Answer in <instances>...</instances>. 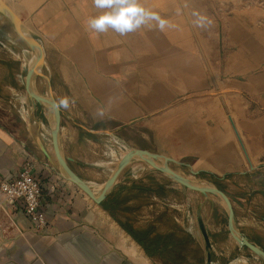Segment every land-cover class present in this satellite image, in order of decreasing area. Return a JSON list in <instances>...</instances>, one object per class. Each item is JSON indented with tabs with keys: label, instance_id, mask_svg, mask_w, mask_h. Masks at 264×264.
<instances>
[{
	"label": "crops",
	"instance_id": "0c3cea01",
	"mask_svg": "<svg viewBox=\"0 0 264 264\" xmlns=\"http://www.w3.org/2000/svg\"><path fill=\"white\" fill-rule=\"evenodd\" d=\"M32 34L44 46L45 66L50 63L55 70L46 74L62 109V154L96 192L104 188L120 160L101 159L95 149L98 138L105 135L114 143L119 140L129 149L140 148L125 136L138 122L170 107L185 93L202 92L210 86L201 60L162 32L151 33L139 42L135 38L125 47L129 51L139 46L147 50L134 59L129 58L130 68L135 66L136 69L130 72L123 71L126 65L115 57L122 55L123 50L117 43L106 44L104 33L69 23L55 25L47 35V45L37 33L32 31ZM234 57L232 75L249 76L250 90L264 97V58H254L255 54L247 47L239 48ZM23 59L0 56V177L11 181L17 178L27 160L35 162V176L44 190L41 210L45 225L39 226L20 204L12 206L17 233L9 236L8 232L7 237L0 229V264H154L153 261L161 262L160 258L177 256L184 238L180 240L176 230L180 226L186 229L179 218H175L176 225L163 230L161 217L171 206L179 210V201L170 203V189L184 193L187 188L152 169L144 160L135 158L121 171L102 204L91 202L78 186L70 184L60 173L54 148L51 149L53 114L50 108H45L49 126L44 128L37 119L41 105L35 106L26 91L29 67ZM14 65L19 66L17 74L10 70ZM139 65L144 70H156L155 75L146 80L145 92L138 73ZM33 87L39 94L49 93L48 82L43 77H36ZM262 107L264 109V104ZM97 114L99 119L92 120L91 116ZM236 129L240 136L239 127ZM233 155L234 160L224 165L220 163L224 166L221 176H217L215 170L202 171L205 177H219L226 183L224 191L233 203L238 226L239 211L249 220L248 225H264V153L258 155V164L248 154V165L239 152ZM171 166L185 175L181 170L183 164L172 163ZM148 177L158 181L156 186L148 182ZM103 203L109 206L112 215ZM226 217L228 219V214ZM207 227L209 229L210 225ZM243 233L264 249L260 238ZM210 236L214 258L217 243L211 233ZM171 237L176 243H170ZM230 237L237 243L231 234ZM193 238L196 239L194 235Z\"/></svg>",
	"mask_w": 264,
	"mask_h": 264
},
{
	"label": "rangeland",
	"instance_id": "374dc122",
	"mask_svg": "<svg viewBox=\"0 0 264 264\" xmlns=\"http://www.w3.org/2000/svg\"><path fill=\"white\" fill-rule=\"evenodd\" d=\"M4 1L19 16L21 13L25 29L37 33L46 45L49 44L47 35L52 26L69 23L73 26L88 28L87 20L90 17L106 11L96 8L94 0ZM139 3L166 20L167 25L160 30L157 22L150 20L146 25L126 35H120L112 29L103 32L107 40L106 44L117 43V47L123 50L122 55L115 56L126 65L123 71H136L135 66L130 68L129 58L134 59L147 52L140 46L129 51L125 47H128L130 41L135 38L137 41L144 40L151 33L162 32L169 37L170 41L195 54L201 60L209 77L210 86L202 92L185 93L170 107L141 120L135 129L125 134L127 139L140 148L147 147L176 157L184 163L181 170L191 178H194L190 171L191 167L194 170H215L217 176L222 175L220 173L224 171L222 165L226 161L234 160V155L232 158H226L221 150L215 151V148L225 149L228 140L235 145L232 147L234 154L239 152L247 165L248 154L253 162L258 164V155L264 153V109L262 107L264 97L260 98L257 96V91L250 90L249 76L235 77L232 72L234 61L236 62L234 54L239 48L247 47L255 54L254 58H264V0H139ZM200 17L205 18L203 25L197 22ZM208 20L211 21L210 24L207 23ZM11 41L14 42L12 45L15 50L26 52L21 57H24L26 66L32 67L35 63L33 51L15 33L9 19L0 14V56L11 60L21 58L19 56L16 58V55L6 46ZM245 43L249 44L245 46ZM254 67L257 68V66ZM142 68L138 66V73L145 81H141L142 90L145 92L146 80L154 76L156 70ZM10 70L17 74L19 66H11ZM51 71L55 72L53 65L49 63L43 72L50 74ZM157 72L159 74L161 70ZM237 79L243 82L239 83ZM38 87L41 89V86ZM42 90L45 91V88ZM45 108L48 107L41 105L37 116L44 128L49 126ZM99 117L98 114L91 116L92 120H98ZM231 117L236 123L232 122ZM235 126L239 127L240 136ZM220 127H222L221 130ZM108 138L102 135L97 139L95 149L101 159L106 161L113 158L120 159L130 150L119 140L114 143ZM197 147L207 149L209 152L214 151L208 155L201 154L197 151ZM60 173L67 180L62 170ZM201 177L197 178L203 184H213L223 191L226 190L227 186L223 179L219 180V177L213 178L209 175ZM147 179L151 185L156 186L155 183H158L155 179L151 181L152 177ZM169 195L170 203L176 204L179 201L180 206L179 210L171 206L164 211L161 217V229L173 228L176 225L175 218H179L186 230L180 226L176 232L180 240L184 238V243L181 245L182 250L176 252L177 256L160 258L161 262L153 261L154 264H205L204 240L196 219L199 208L203 212L206 224L210 225L209 233L213 235L217 243L213 261L218 264H227L235 258H240L234 261V264H264L254 253L237 246V243L231 239L227 213L218 198L213 195L205 197L188 188L184 193L170 189ZM90 201L94 202L93 199ZM238 215L239 230L251 237L260 238L264 242V225L258 223L248 225L249 220L244 218L241 211ZM6 223H9V236L15 235L16 224L13 221H6ZM4 225L5 223L1 224V226ZM216 263L213 262V264Z\"/></svg>",
	"mask_w": 264,
	"mask_h": 264
},
{
	"label": "water",
	"instance_id": "95a60500",
	"mask_svg": "<svg viewBox=\"0 0 264 264\" xmlns=\"http://www.w3.org/2000/svg\"><path fill=\"white\" fill-rule=\"evenodd\" d=\"M0 14L5 16L12 24L15 33L22 38L31 49H38L39 55L37 56L35 63L32 67H29L26 74V91L32 98L35 106L38 104L45 105L47 103L48 108H52L55 117V127L51 123V138L52 144L55 152V156L60 167L65 171V173L71 178V180L77 184L85 193H87L97 204H102L106 199L108 194L112 191L119 174L121 171L135 158H140L152 166L153 169L165 173L170 178L180 183L184 187L191 189L193 191L199 192L205 197L209 195H216L222 197L227 204V214H228V229L231 236L237 241L240 247L249 249L251 252L259 256L264 260V249L261 248L257 243L250 240L243 232L239 230L236 224V215L233 203L231 202L229 196L216 185H199L192 182L191 178L187 175L181 174L172 168L171 164H184L183 162L177 160L174 157L167 156L164 154L152 152L148 149L143 148H131L126 154H124L112 175L105 182L104 188L96 193L95 190L83 180L69 165L68 160L63 156L60 147V131L62 124V109L59 102L56 100L53 94V87L50 77L43 72L45 67V50L43 44L38 38H36L30 31H25L24 22L22 18L4 1L0 0ZM43 77L48 82L49 93L47 95L39 94L35 91L33 87V77ZM44 153L51 158L49 152L42 146ZM161 161V162H158ZM192 176H198L202 170H194L192 167L190 169ZM196 218L198 226L204 240V248L206 252L205 264H213V244L211 236L205 222L203 212L199 208L196 212Z\"/></svg>",
	"mask_w": 264,
	"mask_h": 264
},
{
	"label": "clouds",
	"instance_id": "9594fccd",
	"mask_svg": "<svg viewBox=\"0 0 264 264\" xmlns=\"http://www.w3.org/2000/svg\"><path fill=\"white\" fill-rule=\"evenodd\" d=\"M94 5L98 9L106 10L87 20L88 28L98 33L112 29L120 35H126L146 25L150 20H155L160 30L167 25L166 20L147 10L139 0H94ZM197 22L203 25L205 18L200 17ZM207 23L210 24L211 21L208 20Z\"/></svg>",
	"mask_w": 264,
	"mask_h": 264
},
{
	"label": "built area",
	"instance_id": "2783aa9c",
	"mask_svg": "<svg viewBox=\"0 0 264 264\" xmlns=\"http://www.w3.org/2000/svg\"><path fill=\"white\" fill-rule=\"evenodd\" d=\"M35 165L33 160H27L17 178L11 181L0 177V219L14 222L10 208L20 204L32 220L38 221L39 226L45 225V216L41 210L44 190L35 176ZM2 229L8 237L5 229Z\"/></svg>",
	"mask_w": 264,
	"mask_h": 264
},
{
	"label": "bare ground",
	"instance_id": "6f19581e",
	"mask_svg": "<svg viewBox=\"0 0 264 264\" xmlns=\"http://www.w3.org/2000/svg\"><path fill=\"white\" fill-rule=\"evenodd\" d=\"M14 10V9H13ZM15 11V10H14ZM25 31L27 32V30L25 29ZM14 43V42H13ZM6 45V44H5ZM9 49H10V51L11 52H13V54H15L16 55V57L17 56H19V57H21L23 54H26V52L25 51H23V50H19V51H17V50H15L14 48H13V45H12V42H11V44H8V45H6ZM26 50H28V49H26ZM30 50V49H29ZM32 51H33V53H34V56H33V58L36 60V58H37V56L39 55V50L38 49H31ZM28 52V51H27ZM30 53V52H29ZM46 62V61H45ZM35 83H36V76H34L33 77V85H35ZM43 104H45V105H47V103H43ZM49 112L51 113V114H53V120H52V126L53 127H55V117H54V112H53V109L50 107V109H49ZM231 120H232V122H234V123H236L235 122V120L233 119V117H231ZM37 124V123H36ZM217 127H219V126H217ZM223 127H225V126H223ZM236 127V126H235ZM221 128L222 127H220V130H221ZM196 130V129H195ZM198 130V129H197ZM225 130V129H224ZM200 131V130H199ZM197 132V131H196ZM222 132V131H221ZM202 134V133H201ZM204 136H206V135H204ZM181 137V136H180ZM203 138V137H202ZM205 141V140H204ZM208 141V140H207ZM198 142V141H197ZM229 143V144H228ZM228 143H227V145H226V147H225V149H216L215 148V151H219V150H221V152H222V154L223 155H225L224 157H226V158H232V156H233V151H232V147H234L235 145H234V143L233 142H231V141H229L228 140ZM201 146V145H200ZM192 148V147H191ZM197 151L199 152V153H201V154H210L211 152H213V151H207V149H204V148H202V147H197ZM61 170L63 171V173L67 176V180H68V182L70 183V184H73V185H75V186H78L77 184H75L72 180H71V178L65 173V171L61 168ZM189 178H191V177H189ZM66 179V178H65ZM191 180H192V182H194V183H196V184H199V185H207V184H203L202 182H201V180L200 179H198L197 177H195L194 176V178H191ZM105 186V185H104ZM208 186V185H207ZM79 187V186H78ZM80 188V187H79ZM95 189H97V187L95 188ZM80 190H82L81 188H80ZM83 191V190H82ZM84 192V191H83ZM96 192V191H95ZM96 193H98V192H96ZM84 194L87 196V198L89 199V200H92V198L87 194V193H85L84 192ZM213 196H215L216 198H218L220 201H221V203L224 205V207L227 209V204H226V202H225V200L222 198V197H219V196H216V195H213ZM197 219V218H196ZM3 223H5V225L4 226H1V224H3ZM0 226H1V228H4L5 229V231H6V233H8L9 232V230H8V227H9V223H6V219L4 218V219H0ZM15 228V227H14ZM12 230V229H11ZM13 232V231H12ZM123 232H125V231H123ZM201 236V235H200ZM127 238H129L128 236H126ZM203 242V241H202ZM137 243V242H136ZM136 246V245H135ZM213 262H215V261H213ZM216 263V262H215ZM216 264H218V263H216Z\"/></svg>",
	"mask_w": 264,
	"mask_h": 264
},
{
	"label": "trees",
	"instance_id": "16d2710c",
	"mask_svg": "<svg viewBox=\"0 0 264 264\" xmlns=\"http://www.w3.org/2000/svg\"><path fill=\"white\" fill-rule=\"evenodd\" d=\"M206 173L205 172H201L200 175H205ZM103 207L105 208V210H107L111 215H112V212L109 208V206L106 204V203H103ZM170 243H176V241L171 237V240H170Z\"/></svg>",
	"mask_w": 264,
	"mask_h": 264
}]
</instances>
